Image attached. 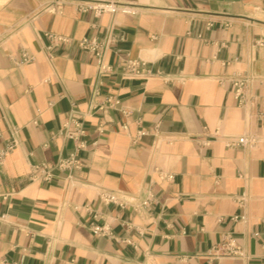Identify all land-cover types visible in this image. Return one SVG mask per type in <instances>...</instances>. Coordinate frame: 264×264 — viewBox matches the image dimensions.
Masks as SVG:
<instances>
[{"label": "crops", "instance_id": "0c3cea01", "mask_svg": "<svg viewBox=\"0 0 264 264\" xmlns=\"http://www.w3.org/2000/svg\"><path fill=\"white\" fill-rule=\"evenodd\" d=\"M55 1L0 0V149L16 142L0 165V264H264V0H111L132 12L100 16L77 5L109 0L44 11ZM109 35L101 71L79 41ZM242 136L256 145L226 146ZM80 144V168L32 180ZM226 236L243 258H211Z\"/></svg>", "mask_w": 264, "mask_h": 264}, {"label": "built area", "instance_id": "2783aa9c", "mask_svg": "<svg viewBox=\"0 0 264 264\" xmlns=\"http://www.w3.org/2000/svg\"><path fill=\"white\" fill-rule=\"evenodd\" d=\"M64 6L63 1L57 0L54 3L47 5L44 8V11L48 13H58L61 11ZM79 12H94L95 16H100L102 14H112L116 15L118 13L130 14L132 11L127 6L116 3L115 1H103V2H94V1H83L77 5ZM50 38L54 42H65L67 41L64 37L52 36ZM114 43V37L109 35L103 41H100L96 38H84L79 41V46L88 52H91L95 55L98 61V66L101 71H107L110 67L104 62V55L107 48ZM259 45H262L259 43ZM32 58L27 54L23 53L21 63L30 62ZM145 66L144 62L127 60L123 66L124 74L128 78H136L142 75V68ZM248 83V79H238L234 82L235 87V96L240 101L243 102L244 94L243 90ZM119 102L114 98H106L99 106V109L106 111L114 106H117ZM64 134L67 138L72 139L74 142H77L79 137L84 134L83 123L78 118H70L66 124H64ZM140 135H144V132H140ZM257 140L254 137H227L226 146L227 147H239V146H254L256 145ZM16 142H8L4 148L0 149V165L3 164L7 156L15 149ZM82 145H76L74 150L65 158H60L54 164H37L32 167V180H44L50 181L54 177V170H72L80 168V158L78 155V150ZM163 179L172 180L173 175L168 174L163 177ZM6 198V195L0 194V199ZM101 199L106 204H116L121 208L130 206L129 202L114 193H103ZM152 198H147L142 205L148 206L151 203ZM93 233L98 236H109V229L100 226L93 227ZM210 256L212 259H239L244 257V250L241 244L232 237L226 236L220 243L215 245L211 251Z\"/></svg>", "mask_w": 264, "mask_h": 264}]
</instances>
